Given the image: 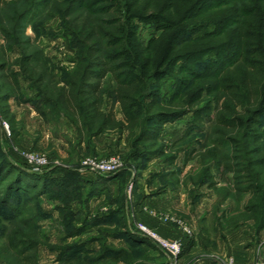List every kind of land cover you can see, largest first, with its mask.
Here are the masks:
<instances>
[{
    "label": "trees",
    "instance_id": "16d2710c",
    "mask_svg": "<svg viewBox=\"0 0 264 264\" xmlns=\"http://www.w3.org/2000/svg\"><path fill=\"white\" fill-rule=\"evenodd\" d=\"M48 1L0 0L4 19L0 34L18 55V70L12 74L15 81L0 82V110L10 126L14 128L7 102L19 90V78L31 83L44 102L54 101L56 109L75 124L80 140L105 130H133L139 125L135 142L140 148L135 147L133 153L137 158L162 154L159 133L163 123L190 114L188 134L211 122L205 141L200 143V162L207 174L213 168L231 175L228 181L236 198L245 195L237 212L255 230H264V0H238L235 4L234 0H64L63 14L85 12L87 23L73 29L66 22V33L73 36L77 48L76 65L62 72L59 85L52 82L46 64L24 33L28 18L51 5ZM17 3L23 5L19 12ZM101 14L113 17L106 20ZM133 19L162 31L143 44L136 36ZM107 25L112 31L106 30ZM177 63L178 71L187 76H175L169 97L159 100L160 80L170 76ZM107 79L111 80L107 94L119 105L120 119L112 106H101ZM24 176L12 160L0 157V183L5 177L12 178L0 193V254L15 251L12 258L8 255L7 264H38V225L36 218H19V196L41 189V181L40 177ZM14 192L19 194L13 202L10 196ZM56 211L63 227L73 230L65 231V237L86 230L83 220L75 226L67 219L77 214L67 205H57ZM114 214L117 209L104 216L109 221ZM94 220L92 225L108 222L101 217ZM11 222L15 223L9 229ZM120 226L125 231H119L117 237L126 238L131 249L107 247L102 242L98 252L84 243L64 244L63 234L57 248L60 262L128 264L134 255L145 254L151 240L133 235L122 221ZM111 232L103 231L104 240L108 235L116 237Z\"/></svg>",
    "mask_w": 264,
    "mask_h": 264
},
{
    "label": "rangeland",
    "instance_id": "374dc122",
    "mask_svg": "<svg viewBox=\"0 0 264 264\" xmlns=\"http://www.w3.org/2000/svg\"><path fill=\"white\" fill-rule=\"evenodd\" d=\"M48 3L51 5L37 9L28 18L24 33L46 64L52 82L59 85L62 72L71 71L76 65L77 48L73 46V36L66 33V22L69 21L73 29L80 27L87 23L86 13L64 15V0H49ZM19 5H16L18 12L23 7ZM100 17L109 20L113 16L101 14ZM132 21L136 24V36L143 44L162 31L151 23ZM1 23L4 19L0 14ZM106 28L112 31L109 25ZM2 37L0 34V65L3 66L0 82L10 84L15 81L12 74L18 70L15 63L18 55ZM178 68L179 63L170 76L160 80L159 100L169 97L175 76H187ZM18 81L19 90L7 102L14 128L0 110V157L12 160L26 176L40 177L41 189L19 196L22 209L19 218H36L38 225V264H62L57 248L63 234L64 244L84 243L99 252L104 242L107 247L129 250L128 240L117 237L121 235L119 231L124 230L120 221L130 233L147 237L152 243L146 247L145 254L134 255L128 264H264V230H255L254 225L237 212L238 202L243 201L245 195L236 198L228 181L230 174L213 168L207 174L200 162L203 151V143H200L205 141V132L209 131L211 122L207 121L188 134L190 114L163 123L159 133L162 154L137 158L133 153L135 147L140 148L135 142L139 125L133 130H105L80 140L75 124L56 109L53 100L44 102L31 83L21 78ZM104 83L101 106L106 109L112 106L120 119L119 105L107 94L111 80ZM51 93H54L53 88ZM51 96L54 99V94ZM136 113L140 111L136 109ZM143 123L149 125L148 121ZM110 158L117 159L119 165L109 173L90 170L84 164L89 160L101 162ZM38 161L42 163L37 167ZM11 180L3 179L0 193ZM14 193L10 196L13 202L19 192ZM63 204L77 213L76 217H67L73 225H80L82 220L86 222L85 231L65 237V231L73 233V230L63 227L56 211L57 205ZM116 209L117 214L108 221V216L104 215ZM100 217L108 222L92 225L94 219ZM12 223L15 222L10 223L9 229ZM103 231H112L116 237L108 235L104 240ZM2 241L0 237V243ZM161 241L177 244L178 252L173 253ZM14 252L0 254V264H7ZM118 264L126 263L120 261Z\"/></svg>",
    "mask_w": 264,
    "mask_h": 264
},
{
    "label": "built area",
    "instance_id": "2783aa9c",
    "mask_svg": "<svg viewBox=\"0 0 264 264\" xmlns=\"http://www.w3.org/2000/svg\"><path fill=\"white\" fill-rule=\"evenodd\" d=\"M40 163H42V161H38L37 163V167L39 165H41ZM84 164H86L90 170H93V171H99V172H102V173H109V172H113L114 169L119 165V161L115 158H110L109 160H106V161H101V162H95L93 160H89V161H85ZM37 167L35 169H37ZM141 230H143L144 232L150 234L144 227H140ZM151 236L153 238L154 235L151 234ZM162 245L164 247H167L170 251H172L173 253H176L178 252V245L173 243H166L165 241H161Z\"/></svg>",
    "mask_w": 264,
    "mask_h": 264
}]
</instances>
